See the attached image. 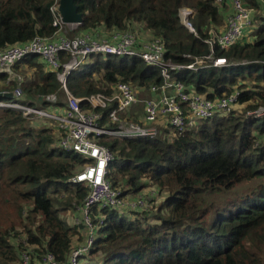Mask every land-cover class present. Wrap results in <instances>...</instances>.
<instances>
[{
    "label": "trees",
    "instance_id": "1",
    "mask_svg": "<svg viewBox=\"0 0 264 264\" xmlns=\"http://www.w3.org/2000/svg\"><path fill=\"white\" fill-rule=\"evenodd\" d=\"M75 3L83 23L73 35L102 27L135 32L142 26L163 42L166 61L188 66L212 50L214 58H226L230 66L207 63L196 71H172V76L188 93L210 100L240 91L241 106L173 138L169 128H162L155 139L103 136L101 143L114 154L108 167L113 188L121 183L128 189L123 191L126 197L147 191L155 192L154 199L164 198L159 207L144 211L95 208L94 222L98 225L100 216L103 224L78 264H264V116L247 115L264 107V6L246 0L253 9L252 25L234 46L222 50L205 42L222 34L226 25L224 6L217 0ZM58 4L0 0V50L52 37L57 28L51 9ZM184 7L195 12L197 35L181 22ZM14 69L21 72L22 96H0V101L17 100L51 114L66 108L62 83L40 56L29 55ZM160 70L139 56L93 54L71 72L67 88L85 98L111 95L118 84L126 83L144 99L150 97L151 85L163 84ZM17 86L0 73V92H14ZM51 94L57 96L56 104L46 101ZM131 109L122 118L134 119ZM59 137L53 120L27 119L19 111L0 109V264H21L25 251L38 259L50 252L63 263L79 234L81 244L86 241L87 228L70 225L64 216L75 211L89 191L70 182L87 160L60 149ZM246 181L253 182L238 190Z\"/></svg>",
    "mask_w": 264,
    "mask_h": 264
},
{
    "label": "built area",
    "instance_id": "2",
    "mask_svg": "<svg viewBox=\"0 0 264 264\" xmlns=\"http://www.w3.org/2000/svg\"><path fill=\"white\" fill-rule=\"evenodd\" d=\"M258 1L264 6V0ZM228 3L231 4V14L226 20L224 31L205 41L212 48L217 44L222 50L230 49L252 25V9L246 5V0H217L220 7ZM58 7L59 4L51 9L55 16L53 26L57 28L52 37H36L28 43L0 50V73L6 74L9 81L18 83L14 92L0 93L2 96L11 93L13 98L19 99L22 96V77L16 73L14 66L29 55H38L51 71L57 73V78L66 92V108L60 114H51L13 100L0 101V109L19 111L27 119L47 118L55 121L60 130V149L79 154L87 160L84 167L70 180L73 184L85 185L89 190L81 204L75 207L79 216L73 220L74 226L84 225L87 228V238L83 245L72 251L66 262H59L50 252L38 259L25 251L21 255V264H78L79 258L87 254L94 245L97 230L103 224L100 216L96 219L100 220L99 224L94 222L95 208L134 211L149 208L148 200L154 199L155 192L147 194L146 191L143 195L129 199L120 189L113 188L108 179V167L114 160V154L101 143L103 136L155 139L161 134L162 128H169V138H173L177 134L194 130L200 121L214 116H228L241 107L240 91H234L221 99L210 100L205 96L188 93L184 84L172 76V71H196L198 66L207 63L213 67L231 65L226 58H214L213 50L208 57L196 59L194 64L177 65L165 60V48L160 39L141 43L136 32L115 31L109 39L101 37L98 31L73 35L80 25L64 24ZM179 15L185 28L197 35L193 24L195 12L184 7L180 9ZM93 54L139 56L146 64L160 68L163 84H153L150 88L151 93H161L160 98L140 99L138 93L126 83L118 84L111 95L95 93L85 98H77L68 90L67 79L72 71ZM46 101L56 104L57 96L48 95ZM140 104L143 107L141 120L122 118L133 106ZM105 111L108 114L106 122L103 123ZM247 115L261 118L264 116V107L249 111ZM110 124L115 127H110Z\"/></svg>",
    "mask_w": 264,
    "mask_h": 264
},
{
    "label": "crops",
    "instance_id": "3",
    "mask_svg": "<svg viewBox=\"0 0 264 264\" xmlns=\"http://www.w3.org/2000/svg\"><path fill=\"white\" fill-rule=\"evenodd\" d=\"M60 1V0H59ZM262 5V4H261ZM231 13V4L228 3L227 5H225L223 7V15L226 17V20L228 18V16L230 15ZM252 14H253V9H252ZM136 29V30H135ZM135 32L138 34L139 36V39H140V42L141 43H145V42H148L150 40L153 39V36L146 32L142 26H137V28H134ZM98 32L100 33L99 35L103 38H110V36L115 32V30H106L105 28H100L98 30ZM133 32V31H132ZM2 92V91H1ZM161 96V95H160ZM159 96V93H151L150 97L149 98H144V99H150V98H156V99H159L160 98ZM143 99V100H144ZM132 112L134 113V116H132L134 119V121H138V120H141L143 117H142V110H143V107H142V104L140 105H136V106H133V108L131 109ZM77 239V238H76ZM37 261V260H36Z\"/></svg>",
    "mask_w": 264,
    "mask_h": 264
},
{
    "label": "water",
    "instance_id": "4",
    "mask_svg": "<svg viewBox=\"0 0 264 264\" xmlns=\"http://www.w3.org/2000/svg\"><path fill=\"white\" fill-rule=\"evenodd\" d=\"M58 12L62 18V22L67 25H82L83 16L78 12V7L75 0H60ZM0 96L2 94L0 93ZM7 97L13 98V94H8Z\"/></svg>",
    "mask_w": 264,
    "mask_h": 264
},
{
    "label": "rangeland",
    "instance_id": "5",
    "mask_svg": "<svg viewBox=\"0 0 264 264\" xmlns=\"http://www.w3.org/2000/svg\"><path fill=\"white\" fill-rule=\"evenodd\" d=\"M21 73V72H20ZM19 72H18V74H20ZM21 75V74H20ZM161 95V93H159V96ZM238 109H241V108H238ZM52 125H53V123H52ZM253 181H260L259 179H255V180H253ZM253 181H251V182H253ZM250 181H246V182H244L243 184H241L239 187H238V190L240 189V188H242L243 186H245V185H248L249 183H251ZM123 184V183H122ZM119 189H120V191H125L127 188L124 186V185H121V183H120V187H119ZM128 190V189H127ZM134 197L136 196V195H133ZM130 198L129 199H131V198H134V197H132V196H129ZM146 198H148V196H146ZM163 198H164V196L162 195V196H159L158 195V197H156V199H152V200H148V203H149V205H148V209H151L152 207L153 208H157V207H159V205L163 202ZM147 209V210H148ZM77 216H79V214L78 213H76L75 211H70V212H68L67 213V215H65L64 216V218L68 221V223L70 224V225H72V226H74L73 225V220H74V218H76ZM82 231V229L80 230V232ZM81 235L79 234L78 236H77V239L75 240V242H74V247L75 248H77L78 246H81V245H83V244H81Z\"/></svg>",
    "mask_w": 264,
    "mask_h": 264
}]
</instances>
